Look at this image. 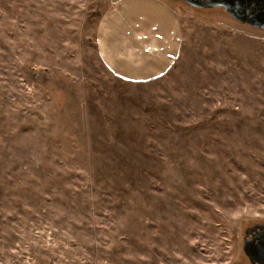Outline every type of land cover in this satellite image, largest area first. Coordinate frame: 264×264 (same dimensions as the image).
<instances>
[{
  "label": "rangeland",
  "instance_id": "rangeland-1",
  "mask_svg": "<svg viewBox=\"0 0 264 264\" xmlns=\"http://www.w3.org/2000/svg\"><path fill=\"white\" fill-rule=\"evenodd\" d=\"M118 0H0V264H249L264 223V31L169 3L173 66L98 57Z\"/></svg>",
  "mask_w": 264,
  "mask_h": 264
},
{
  "label": "crops",
  "instance_id": "crops-1",
  "mask_svg": "<svg viewBox=\"0 0 264 264\" xmlns=\"http://www.w3.org/2000/svg\"><path fill=\"white\" fill-rule=\"evenodd\" d=\"M98 57L127 82L157 78L177 60L181 27L163 0H118L96 26Z\"/></svg>",
  "mask_w": 264,
  "mask_h": 264
},
{
  "label": "water",
  "instance_id": "water-1",
  "mask_svg": "<svg viewBox=\"0 0 264 264\" xmlns=\"http://www.w3.org/2000/svg\"><path fill=\"white\" fill-rule=\"evenodd\" d=\"M196 9L221 8L241 25L264 31V0H183ZM246 233V231H245ZM242 253L249 264H264V235L257 240L242 238Z\"/></svg>",
  "mask_w": 264,
  "mask_h": 264
},
{
  "label": "flooded vegetation",
  "instance_id": "flooded-vegetation-1",
  "mask_svg": "<svg viewBox=\"0 0 264 264\" xmlns=\"http://www.w3.org/2000/svg\"><path fill=\"white\" fill-rule=\"evenodd\" d=\"M181 1H183V0H181ZM245 231H246V233H245ZM263 235H264V223L263 224H254L252 226H249L248 228H246L243 231L242 238L245 237V239H247L248 241L249 240H257V238L259 236H263Z\"/></svg>",
  "mask_w": 264,
  "mask_h": 264
}]
</instances>
